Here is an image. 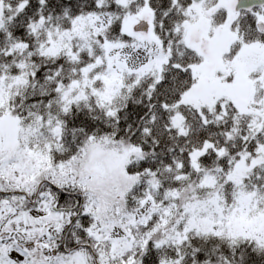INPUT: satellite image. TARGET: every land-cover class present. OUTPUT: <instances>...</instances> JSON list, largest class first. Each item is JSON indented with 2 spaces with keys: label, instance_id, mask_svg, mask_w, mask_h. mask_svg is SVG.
<instances>
[{
  "label": "snow or ice",
  "instance_id": "snow-or-ice-1",
  "mask_svg": "<svg viewBox=\"0 0 264 264\" xmlns=\"http://www.w3.org/2000/svg\"><path fill=\"white\" fill-rule=\"evenodd\" d=\"M0 264H264V0H0Z\"/></svg>",
  "mask_w": 264,
  "mask_h": 264
}]
</instances>
